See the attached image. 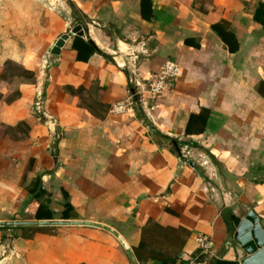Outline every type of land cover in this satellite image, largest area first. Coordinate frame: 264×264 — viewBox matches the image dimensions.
Returning a JSON list of instances; mask_svg holds the SVG:
<instances>
[{
  "label": "crops",
  "instance_id": "0c3cea01",
  "mask_svg": "<svg viewBox=\"0 0 264 264\" xmlns=\"http://www.w3.org/2000/svg\"><path fill=\"white\" fill-rule=\"evenodd\" d=\"M167 61L183 76L143 106ZM252 212L264 228V0H0V221L105 225L137 264H242ZM8 262L133 264L84 225L0 228Z\"/></svg>",
  "mask_w": 264,
  "mask_h": 264
},
{
  "label": "water",
  "instance_id": "95a60500",
  "mask_svg": "<svg viewBox=\"0 0 264 264\" xmlns=\"http://www.w3.org/2000/svg\"><path fill=\"white\" fill-rule=\"evenodd\" d=\"M75 30L71 35H77ZM81 35L84 32L81 31ZM235 240L242 248L247 258L242 264H264V228L260 224L255 213H250L243 219H235ZM92 226L103 229L115 236L128 252L133 264H137L132 250L124 240V238L116 230L105 225L91 222H75V221H0V228H42V227H59V226Z\"/></svg>",
  "mask_w": 264,
  "mask_h": 264
},
{
  "label": "built area",
  "instance_id": "2783aa9c",
  "mask_svg": "<svg viewBox=\"0 0 264 264\" xmlns=\"http://www.w3.org/2000/svg\"><path fill=\"white\" fill-rule=\"evenodd\" d=\"M183 76L182 68L173 61L164 63L160 71L151 78L149 83L139 82L137 88V97L141 98V104L145 106L146 101L154 100L165 94L174 80H178ZM134 94V96L136 97ZM134 105V99L129 98L113 105L111 112L114 114H124ZM198 249L201 255L210 256L214 254L215 244L211 237L200 235L196 239ZM186 264H199L197 259H190Z\"/></svg>",
  "mask_w": 264,
  "mask_h": 264
},
{
  "label": "trees",
  "instance_id": "16d2710c",
  "mask_svg": "<svg viewBox=\"0 0 264 264\" xmlns=\"http://www.w3.org/2000/svg\"><path fill=\"white\" fill-rule=\"evenodd\" d=\"M73 5V4H72ZM73 8L74 10L77 12V9L76 7L73 5ZM222 26L221 25H217L215 27H213L214 30L216 31H219L221 33V30H219V28H221ZM221 35V38L225 41V43L227 44L228 48L230 51H234V48L232 49L231 47V43H230V40H229V34L226 35V34H220ZM68 209H71L70 206H68ZM25 230V228H23Z\"/></svg>",
  "mask_w": 264,
  "mask_h": 264
},
{
  "label": "rangeland",
  "instance_id": "374dc122",
  "mask_svg": "<svg viewBox=\"0 0 264 264\" xmlns=\"http://www.w3.org/2000/svg\"><path fill=\"white\" fill-rule=\"evenodd\" d=\"M26 180H24L23 182H22V184H19V187L20 186H25V184H26ZM23 213H14V214H11L10 215V217H12V218H15V216H19L20 218H22L24 215H22ZM0 264H2V263H0ZM8 264H11V262H8Z\"/></svg>",
  "mask_w": 264,
  "mask_h": 264
}]
</instances>
